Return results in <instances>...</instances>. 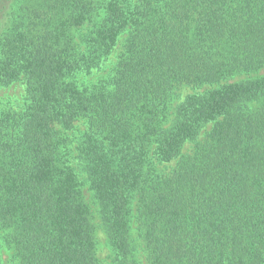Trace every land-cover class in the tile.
I'll list each match as a JSON object with an SVG mask.
<instances>
[{
	"label": "trees",
	"instance_id": "obj_1",
	"mask_svg": "<svg viewBox=\"0 0 264 264\" xmlns=\"http://www.w3.org/2000/svg\"><path fill=\"white\" fill-rule=\"evenodd\" d=\"M262 68L264 0H0V264H264Z\"/></svg>",
	"mask_w": 264,
	"mask_h": 264
},
{
	"label": "rangeland",
	"instance_id": "obj_2",
	"mask_svg": "<svg viewBox=\"0 0 264 264\" xmlns=\"http://www.w3.org/2000/svg\"><path fill=\"white\" fill-rule=\"evenodd\" d=\"M123 36H120L119 40L117 41V46L114 48V51L112 54H109V56L104 60V62L97 68L91 71L90 73H82L76 76L75 81L78 85H87L88 83L94 82L96 79H99L106 75L109 66L111 63L114 62L116 59V54L119 51L118 47L120 46L119 42H121ZM261 73H264V68L260 70ZM245 75H238L236 78H242ZM21 80H18L16 82H13L8 87H0V106L4 103H11L13 106H16L21 101V96L23 95V85H21ZM177 94H179V98H183V96L186 93H189L192 91V89L185 87L180 88L177 90ZM212 123H208L204 130H207L211 127ZM191 147V144L187 143L185 145L184 150H188V147ZM174 164V162H164L159 164V168H161L164 171H168L170 167ZM96 240H97V247H96V254L99 259L102 261H105L106 263L109 262V259L107 258L108 255V249L104 242V234L100 228L96 229Z\"/></svg>",
	"mask_w": 264,
	"mask_h": 264
}]
</instances>
